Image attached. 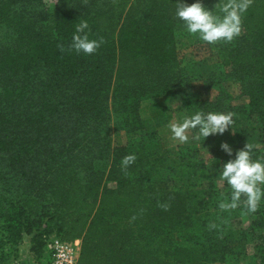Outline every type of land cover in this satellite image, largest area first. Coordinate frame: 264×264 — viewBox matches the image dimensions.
<instances>
[{"label": "trees", "instance_id": "trees-1", "mask_svg": "<svg viewBox=\"0 0 264 264\" xmlns=\"http://www.w3.org/2000/svg\"><path fill=\"white\" fill-rule=\"evenodd\" d=\"M173 12V0H56L51 15L44 0H0V250L24 231L39 257L43 234L79 239L78 264H214L243 253L223 224L230 209L218 224L203 201L152 180L150 169L167 165L161 147L112 148L104 134L144 130L140 105L159 97L184 100L187 114L228 111L264 127V0H252L240 36L217 43L221 67L247 99L237 106L221 80L196 78L203 90L194 91ZM81 19L102 41L93 54L68 48ZM235 139L233 156L248 143L243 129ZM129 153L136 160L122 168ZM257 157L264 147L253 148ZM211 193L204 203L213 207L230 194ZM254 214L248 231L264 232V200ZM194 222L198 241L188 233ZM259 252L264 264V245Z\"/></svg>", "mask_w": 264, "mask_h": 264}, {"label": "rangeland", "instance_id": "rangeland-1", "mask_svg": "<svg viewBox=\"0 0 264 264\" xmlns=\"http://www.w3.org/2000/svg\"><path fill=\"white\" fill-rule=\"evenodd\" d=\"M49 14L53 13L55 0H44ZM209 7L208 0L202 1ZM178 53L182 59L183 74L188 78H202L204 80L211 78L213 80H221L224 88L230 94V103L232 106L245 104L247 99L242 95L239 82L226 76L225 69L221 67L220 59L216 51L217 43L209 45L200 41L194 35L178 33L177 35ZM194 81L196 86L195 92H202L200 83ZM215 88H212L208 95L213 98L216 94ZM172 98V97H171ZM152 98L142 103V115L144 121V130L131 134L125 132H114L112 127L105 131L106 138L113 147L123 146L127 151H138L139 147H148L156 145L161 147L167 153V165L161 168H151L150 175L153 181L163 182L168 188L178 189L185 192L191 203L203 201L202 205L206 206L209 218L218 224H221L222 209L218 206L208 205L204 203V192L208 189L212 193L228 189L225 183H222L218 177V168L224 160L229 157L219 145L222 141H226L233 149L235 144V130L243 129L247 134V142L256 148L264 147V127L259 123L251 122L243 115L233 113V124L223 134L212 135V142L198 143V141L190 140L188 143H173L169 139L166 125L169 121L182 118L186 113L184 100L177 98ZM159 103V104H158ZM165 107V111L160 116L154 118L153 107L155 105ZM228 112V111H226ZM153 130L159 132V139L153 134ZM189 132V136L191 137ZM194 144V145H193ZM188 147H184V146ZM201 145V146H200ZM182 146V147H179ZM197 146L198 152L195 157H191V148ZM204 147V148H201ZM209 154H208V152ZM112 185V184H110ZM211 193V194H212ZM262 202V201H261ZM260 202V204H261ZM200 205V207H202ZM229 210V209H228ZM206 214V213H205ZM228 219L223 222L225 229L232 233L231 246L241 244L243 248L237 251L243 252L238 257L230 255L226 259V264H259L260 263V247L264 245V232L261 229L257 231H248V228L257 217L254 213H248L246 208L241 205L236 209H230L227 214ZM188 233L192 236L193 241L201 239V226L194 222ZM245 236V239H242ZM217 264V263H214ZM225 264V263H224Z\"/></svg>", "mask_w": 264, "mask_h": 264}, {"label": "clouds", "instance_id": "clouds-1", "mask_svg": "<svg viewBox=\"0 0 264 264\" xmlns=\"http://www.w3.org/2000/svg\"><path fill=\"white\" fill-rule=\"evenodd\" d=\"M251 2L252 0H216L209 8L202 0H192L191 3L187 0H173V16L183 32L195 35L202 42L209 45L221 41L228 43L240 36L243 15ZM90 31L88 21L81 19L75 26L69 50L84 54L95 53L102 41L90 38ZM232 124V112L201 109L169 122L166 129L169 139L175 144L223 134ZM219 147L231 158L214 168L219 170V180L228 186L230 192L229 196L219 201L218 207L228 210L243 205L248 213H254L264 200V157L253 158L254 145L251 143H245L242 148L237 149L234 156L232 147L226 141H222ZM135 160V153H129L121 158V167L127 168Z\"/></svg>", "mask_w": 264, "mask_h": 264}, {"label": "built area", "instance_id": "built-area-1", "mask_svg": "<svg viewBox=\"0 0 264 264\" xmlns=\"http://www.w3.org/2000/svg\"><path fill=\"white\" fill-rule=\"evenodd\" d=\"M32 236L22 231L15 245L5 243L0 250V264H78L79 239L68 242L61 240L55 234H43L44 245L39 257L34 249Z\"/></svg>", "mask_w": 264, "mask_h": 264}, {"label": "crops", "instance_id": "crops-1", "mask_svg": "<svg viewBox=\"0 0 264 264\" xmlns=\"http://www.w3.org/2000/svg\"><path fill=\"white\" fill-rule=\"evenodd\" d=\"M164 98H171V97H159V99H164ZM171 99H172V98H171ZM148 100H149V99H148ZM145 101H147V100H145ZM143 102H144V101H143ZM143 102H142V103H143ZM142 103H141V105H140L139 112H140V117L142 118L143 121H145L146 118H144L143 115H142V111H144V110H143ZM158 104H159V103H158ZM153 109H154V112H153V117H154V118L160 116V115L163 114L164 111L166 110L164 106L161 107L160 105H157V104L153 107ZM169 122H171V121H169ZM153 131L156 132L157 134L159 133V132H157V131H155V130H153ZM190 133L192 134L191 131H190ZM158 136H160V135L158 134ZM193 145H194V144H193ZM182 146H184V145H182ZM182 146H179V147H182ZM184 147H188V146H184ZM184 147H182V148H184ZM224 263L226 264V260H224L223 262H217V264H224Z\"/></svg>", "mask_w": 264, "mask_h": 264}]
</instances>
